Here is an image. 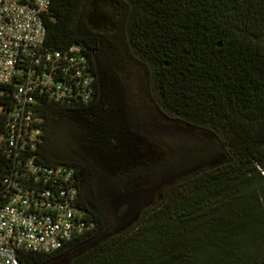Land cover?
Returning a JSON list of instances; mask_svg holds the SVG:
<instances>
[{
	"label": "trees",
	"instance_id": "16d2710c",
	"mask_svg": "<svg viewBox=\"0 0 264 264\" xmlns=\"http://www.w3.org/2000/svg\"><path fill=\"white\" fill-rule=\"evenodd\" d=\"M44 20V51L80 47L95 95H38L43 144L16 159L4 137L19 81L0 86V205L7 177L33 185L35 157L75 171L86 230L54 254L19 251L20 264H264V0H53ZM132 59L186 133L137 115ZM149 189L157 202L123 225L131 208L108 198Z\"/></svg>",
	"mask_w": 264,
	"mask_h": 264
},
{
	"label": "built area",
	"instance_id": "2783aa9c",
	"mask_svg": "<svg viewBox=\"0 0 264 264\" xmlns=\"http://www.w3.org/2000/svg\"><path fill=\"white\" fill-rule=\"evenodd\" d=\"M53 0H0V86H16V105L4 137L16 159L43 144L37 96L61 104H88L95 95L88 57L80 47L45 52V14ZM29 158L33 185L20 187L10 177L0 205V264H20L19 251L54 254L82 235L86 224L77 208L78 188L71 168H50ZM16 192L12 193L11 189Z\"/></svg>",
	"mask_w": 264,
	"mask_h": 264
},
{
	"label": "rangeland",
	"instance_id": "374dc122",
	"mask_svg": "<svg viewBox=\"0 0 264 264\" xmlns=\"http://www.w3.org/2000/svg\"><path fill=\"white\" fill-rule=\"evenodd\" d=\"M126 71L132 103L140 119L143 122H146L150 129L168 130L174 127L177 131H179V133H186V125L171 120L157 106L151 89L150 68L145 64L132 59L126 68ZM172 181H174L173 178L170 180H164V186L170 185ZM141 195V197L140 195L135 197H131V195H128V197L126 196L127 203L131 208V213H128L125 218L122 219L121 223L123 225H126L128 222L132 221L135 217V213L141 210L144 205L156 203L158 200V194L155 190L149 189L147 192H142ZM108 200L110 206L114 209L116 208L117 203H119L120 198H118V196H112L109 197Z\"/></svg>",
	"mask_w": 264,
	"mask_h": 264
},
{
	"label": "water",
	"instance_id": "95a60500",
	"mask_svg": "<svg viewBox=\"0 0 264 264\" xmlns=\"http://www.w3.org/2000/svg\"><path fill=\"white\" fill-rule=\"evenodd\" d=\"M119 203L122 204V205L128 204V203H127V197H122V198H120ZM146 206H147V205H146ZM146 206H145V207H146ZM141 209H142V208H141Z\"/></svg>",
	"mask_w": 264,
	"mask_h": 264
},
{
	"label": "flooded vegetation",
	"instance_id": "af4514ba",
	"mask_svg": "<svg viewBox=\"0 0 264 264\" xmlns=\"http://www.w3.org/2000/svg\"><path fill=\"white\" fill-rule=\"evenodd\" d=\"M126 206L130 207L129 204H125Z\"/></svg>",
	"mask_w": 264,
	"mask_h": 264
}]
</instances>
